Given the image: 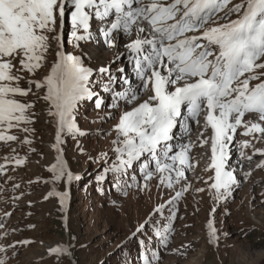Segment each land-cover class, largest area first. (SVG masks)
<instances>
[{
    "label": "snow or ice",
    "instance_id": "1",
    "mask_svg": "<svg viewBox=\"0 0 264 264\" xmlns=\"http://www.w3.org/2000/svg\"><path fill=\"white\" fill-rule=\"evenodd\" d=\"M66 21L71 28L68 43L80 49L79 54L65 47ZM53 41L57 46L49 63ZM88 44L108 48L122 44L140 81L134 88L124 79L128 88L113 91L116 103L108 106L120 108V102L124 104L113 126L114 160L109 163L108 153H103L104 174L112 173L113 187L121 191L131 187L129 180L135 177L129 174L137 170L145 181L158 175L160 184L169 189L181 184L186 170L192 167L190 148L172 143L174 129L179 125L187 133L190 128L185 121L199 123L198 117L203 115L204 127L211 130L208 168L214 176L210 177V188L217 201L231 195L233 185L238 183L233 171L226 170L227 148L233 135L240 127L245 129V136L264 134L261 123L244 121L246 114H253L264 122V72H256L264 69V0H0V141H15L17 137L6 132L32 122L34 103L17 97L32 93L33 84L43 93L38 99L47 105V114L56 127L57 145L62 135H87L77 126L79 107L95 98V108L101 109L104 101L92 85L103 83L101 91H108L109 85L120 79L111 68L119 56L98 69L85 63L91 60L83 51ZM41 70L46 74L35 79ZM117 71L123 73L124 68ZM21 73L31 77L26 81L27 88L20 86L25 79ZM109 118L116 119L111 113ZM242 146L248 147L249 142L244 141ZM56 151V163L49 170L54 179L66 175L71 181L74 177L66 170L58 147ZM257 152L264 155V151ZM15 162L23 163L20 159ZM102 179L103 175L97 176V181ZM183 191L187 187L181 184V191L167 203L179 199ZM63 199L61 196V203ZM163 210L161 205L154 213L162 215ZM154 213L137 232H146L151 223L154 235L167 246L171 230L165 226L161 231L160 221L152 219ZM208 227L209 243H215L211 222ZM139 243L142 264L158 259L144 240ZM7 250L0 245V253ZM50 252L60 254L67 249L56 247ZM0 264H6L2 256Z\"/></svg>",
    "mask_w": 264,
    "mask_h": 264
},
{
    "label": "rangeland",
    "instance_id": "2",
    "mask_svg": "<svg viewBox=\"0 0 264 264\" xmlns=\"http://www.w3.org/2000/svg\"><path fill=\"white\" fill-rule=\"evenodd\" d=\"M236 2L239 0H233ZM70 31V21H66L65 47L79 54L80 49L68 43ZM57 33H60L59 24ZM56 46L53 41L49 63L54 59ZM83 51L91 57L85 63L94 69L120 57L111 64L113 74L120 79L109 85L108 91H101L103 83L99 87L92 85L104 106L96 109L94 98L79 107L77 126L87 135L76 138L62 135L57 145L56 127L47 114V105L42 98L38 99L43 93L33 84L32 93L17 97L34 103L30 110L35 114L32 122L6 132L16 136L15 141H0V245L8 249L0 256L5 258L6 264H142L141 240L158 256L152 264H264V155L257 152L264 151V134L245 136L243 127L237 129L227 148L226 170L233 171L238 183L233 185L231 195L219 201L210 188L213 182L210 177L214 176L213 170L208 168L210 128L202 130L206 142H201L200 147L206 153L193 162L194 146L190 142L195 140L197 123L192 120L185 121L190 128L187 133L179 126L174 129L176 138L172 141L174 145L183 143L190 148L192 167L186 170V179L181 182L187 191L169 204L176 192L181 191V184L169 189L160 184L158 175L145 181L139 170L129 174L135 177L129 180L132 186L121 191L113 187L112 173L104 174L103 153H108L109 163L114 160L113 126L124 104L121 101L120 108L108 106L116 103L113 91L128 88L124 79L134 88L140 81L122 44L119 48L88 44ZM118 68H124V72H118ZM256 72H264V69ZM21 74L25 79L20 81V86L27 88L26 81L31 77ZM44 74L46 70H41L35 79H41ZM95 78L101 79L98 75ZM110 113L116 119L109 118ZM200 117L198 120L202 123L203 115ZM244 121L259 122L264 127V122L253 114H246ZM25 128L29 131H24ZM26 139L30 143H24ZM244 141L249 142L246 148L242 146ZM57 147L66 170L74 177L71 181L66 175L56 180L49 170L56 163ZM16 159L23 163L17 165ZM101 175L103 179L97 181V176ZM77 176L80 179H75ZM56 195L66 197V203L59 202ZM161 205H164L163 214L154 213ZM150 213H154V221H160L161 231L165 226L170 228L167 246L154 235L151 223L146 232H137L139 226L149 220ZM209 222L216 231L215 243H209ZM25 241L28 243H23ZM10 245L14 247H8ZM56 247L66 248L67 252L51 253Z\"/></svg>",
    "mask_w": 264,
    "mask_h": 264
},
{
    "label": "bare ground",
    "instance_id": "3",
    "mask_svg": "<svg viewBox=\"0 0 264 264\" xmlns=\"http://www.w3.org/2000/svg\"><path fill=\"white\" fill-rule=\"evenodd\" d=\"M91 49V48H90ZM201 118V117H199ZM187 121V120H186ZM202 123H197L196 125V129H197V133L195 135V140H191L190 144H193L194 146V150H193V153L191 155V157H193V162H195V160H198V158L200 157V155L204 156L205 155V151L202 149V147H200V143L202 142V140L204 141V134L203 136L201 135L202 134V130L205 128L204 127V121L201 120ZM186 126H187V122H185ZM179 126V125H178ZM177 126V128H178ZM210 136H211V130L209 132V138H208V141L210 142L211 144V140H210ZM58 154V153H57ZM210 156H211V150H210ZM198 157V158H197ZM197 158V159H196ZM241 166V165H240Z\"/></svg>",
    "mask_w": 264,
    "mask_h": 264
}]
</instances>
